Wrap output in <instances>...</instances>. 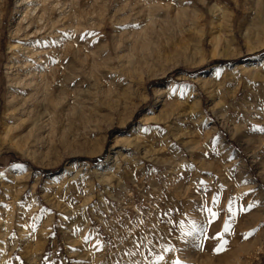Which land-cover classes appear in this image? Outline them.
I'll return each mask as SVG.
<instances>
[{
	"label": "rangeland",
	"instance_id": "374dc122",
	"mask_svg": "<svg viewBox=\"0 0 264 264\" xmlns=\"http://www.w3.org/2000/svg\"><path fill=\"white\" fill-rule=\"evenodd\" d=\"M22 1L0 0V264H264L258 0ZM26 6L57 57L18 131Z\"/></svg>",
	"mask_w": 264,
	"mask_h": 264
},
{
	"label": "bare ground",
	"instance_id": "6f19581e",
	"mask_svg": "<svg viewBox=\"0 0 264 264\" xmlns=\"http://www.w3.org/2000/svg\"><path fill=\"white\" fill-rule=\"evenodd\" d=\"M29 2L30 1L23 0L21 2V4L24 5V4H27ZM21 4H19V6ZM27 8H28V6H26L25 10L22 12V17L20 20L21 24H19L18 29L16 30L18 32V36H17L18 39L19 40L23 39L26 41V43L23 46H20V44H21L20 43L18 45L19 46L18 49H16V47L14 48L15 50H17V53L20 54L19 57H21V58L23 57V59H24L23 62L28 64V66L23 65L24 70H22V71L25 74L22 76H18V78L16 79V82H15L17 85L21 86L20 92L22 95V98H21L22 103H23L22 106H24L23 109L26 106V109H28V111H29L28 116H27L28 121L27 122L26 121L25 122H19L17 124L18 125V127H17L18 131H20L23 128H25V129L30 128L31 129V128L37 127L39 125V123L44 119L45 114L47 113L46 101H48V100L45 96H44V98H41L42 97V91L45 89V87H44L45 84L42 86L41 80H47L48 77H45V76L41 77V75L39 77L38 72L44 73L45 71H47L50 67L49 65L51 63H53V61H55V58L57 57L53 54L42 53V52L39 53L38 49L36 48L37 45H35L36 47L34 46V42H36V39L38 36H40L41 38H44L43 34L45 32V29H44V32H42V30L45 27V25H44L45 21H43L42 14L40 15V13H38L37 15L33 16L30 12H27ZM212 13L214 15H216V17L219 18V20L227 18V14L219 11V9H217V8L213 9ZM256 14H257V18L259 20L264 18V0H258V5L256 8ZM44 45H43V47L42 46L41 47L45 48L46 46H44ZM48 49H49V46H48ZM49 50H51V49H49ZM53 51H55V50H53ZM14 56H16V55H14ZM16 57H18V56H16ZM77 60H79V59H77ZM16 61L19 62V60H16ZM61 64H62V62H61ZM17 71H20V70L18 69ZM73 73H75V71ZM18 93H19V91H18ZM51 96H52V93H51ZM51 96H49V97H51ZM20 116L17 117V120H19V121H20V118L22 119V117H20Z\"/></svg>",
	"mask_w": 264,
	"mask_h": 264
},
{
	"label": "snow or ice",
	"instance_id": "6c2138e0",
	"mask_svg": "<svg viewBox=\"0 0 264 264\" xmlns=\"http://www.w3.org/2000/svg\"><path fill=\"white\" fill-rule=\"evenodd\" d=\"M228 229L226 228L225 231H227ZM215 238H222V234H218L217 237ZM217 251H219L220 249H216Z\"/></svg>",
	"mask_w": 264,
	"mask_h": 264
},
{
	"label": "trees",
	"instance_id": "16d2710c",
	"mask_svg": "<svg viewBox=\"0 0 264 264\" xmlns=\"http://www.w3.org/2000/svg\"><path fill=\"white\" fill-rule=\"evenodd\" d=\"M40 172H41V173H47V172H45V171H43V170H40Z\"/></svg>",
	"mask_w": 264,
	"mask_h": 264
}]
</instances>
